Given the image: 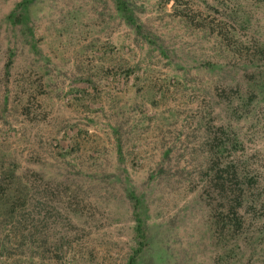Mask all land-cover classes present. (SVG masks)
<instances>
[{
    "label": "rangeland",
    "instance_id": "1",
    "mask_svg": "<svg viewBox=\"0 0 264 264\" xmlns=\"http://www.w3.org/2000/svg\"><path fill=\"white\" fill-rule=\"evenodd\" d=\"M0 0V264H264V0ZM29 30H28V29ZM29 31V32H28Z\"/></svg>",
    "mask_w": 264,
    "mask_h": 264
},
{
    "label": "trees",
    "instance_id": "2",
    "mask_svg": "<svg viewBox=\"0 0 264 264\" xmlns=\"http://www.w3.org/2000/svg\"><path fill=\"white\" fill-rule=\"evenodd\" d=\"M33 1L34 0H20L19 2H17L7 16L10 23L12 24L24 23L25 24L28 18L27 12H28L29 5ZM113 2H114L115 10L117 11V13L134 29V31L137 34H140L142 37L147 39L148 35L144 33L143 25L138 22L134 14V10L131 7L129 1L128 0H113ZM128 196L130 199L134 200V203H133L134 219H135L134 232H135L136 242H135V248L130 254L127 264H137L139 254L143 250L146 244V241H147L146 232L143 226V220L140 214L137 212L138 203H139L138 197H135L134 192L132 190L128 191Z\"/></svg>",
    "mask_w": 264,
    "mask_h": 264
}]
</instances>
